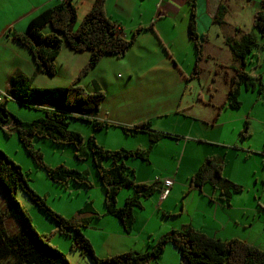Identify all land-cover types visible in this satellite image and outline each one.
<instances>
[{
    "label": "crops",
    "instance_id": "crops-1",
    "mask_svg": "<svg viewBox=\"0 0 264 264\" xmlns=\"http://www.w3.org/2000/svg\"><path fill=\"white\" fill-rule=\"evenodd\" d=\"M93 1L74 0L72 2L76 9L77 21L89 10ZM56 3L57 0H0V90L11 93L9 81L15 73L21 74L26 79L28 89L22 97L30 104L28 107L37 109L36 112L23 111L9 106V101L4 102L7 110L24 121L42 116L45 109H61L62 89L78 74L90 56L89 50L74 51L64 42L55 58V74L47 75L36 70L29 50L12 37L13 32L25 30L28 20L33 15ZM221 3L226 6L227 10L224 22L218 24L214 21V16L217 6ZM187 5L189 6L188 0H105L107 15L117 23L126 38L138 26L150 27L138 33L135 42L122 57L112 54L103 55L96 65L81 76L78 81L88 92L97 89L103 91L104 98L94 117L96 120L107 122L108 126L101 130H93L90 125L76 124L74 127L70 125V128L80 132L85 137L93 135L97 143L107 149L123 148L127 150H132V139H136L139 135H144L146 138L145 133L151 132L157 136L158 140L155 143L147 141L148 145L144 149L147 151V159L143 161L151 165V170H154L161 161L171 162L167 171L170 174L167 173L169 175L158 181L161 182V188L162 179L170 177L172 178V185L168 188L169 192L165 194L160 204L156 202L157 198L140 200L139 208L134 210L135 223L132 231L125 234L118 219L105 213L104 191L99 179L96 178L97 174L95 175L96 171L92 160H76L73 155L74 149L71 146L69 153L74 160L71 158L69 166L80 171H86L92 186L86 188L69 182L66 187H63L49 180L51 185L64 188L60 192L62 194L59 195L62 201L59 202V209H53L66 218L75 216L78 219L89 220L88 225L81 228V231L90 241L94 252H97L99 256H111L110 254L114 255L124 251L145 252L153 248L157 241L171 230L182 229L186 226L197 228L207 235L219 239L237 238L264 251V233L255 230L256 224L261 221L264 222V204L260 202V199L255 198L256 204H253L238 198V193H234L230 196V204L227 206L220 199L219 193L216 192L215 194V190L208 193L212 196L209 202L210 206L199 204L200 207L198 208L202 211L199 213L193 211V215L184 204L178 210L172 209L168 202L174 188L180 185L177 183L179 170L175 168L172 152L176 155L181 148L186 149L189 145H194L199 152L202 151L205 155L214 154L215 149L221 150L225 153L222 177L227 179V177H233L232 170L226 167L229 164L227 153H236L240 150L245 154L247 146L252 148L249 142L250 127L249 136L242 137L239 134L244 127L245 119L248 120V126L251 125L252 118L249 113L247 118L238 110L225 107L217 120L211 123L216 112V105L225 99L227 91V85L222 77L223 72L219 71L216 75L221 76L225 84L224 93L222 95L219 93L216 96L213 91L208 89L209 85H206L207 87L204 88L207 92L206 99L201 94L202 98L197 99L203 100V102L209 99L211 102V104H204L208 110L203 114H196L195 110L192 111L194 104L191 101L189 103L186 101V105L180 109L185 91L178 95L180 97L178 106L175 103L177 97L174 96L158 101L153 98L154 93L149 84L156 78L160 79L163 76V82L169 83L171 89L178 85V90L183 82L186 87L187 82L193 80L186 77L191 72L195 60V50L193 60L185 70L180 64V52L171 47L177 40H180L184 49L189 46L188 41L191 43L188 36L190 12L186 7ZM228 12V0H196V28L198 32L206 34L205 44L210 43L213 36L214 45L225 46V48L213 47L210 51H206L207 58L211 57L216 60V67L220 64H223L225 68L237 64L233 56H231V63H225L220 59L223 54H226V49H229L225 38L232 35L238 38L240 33L235 34L237 27L241 32L250 31L249 29H242L239 23L231 21ZM49 30V25L43 29L46 33ZM216 49L222 54H218ZM263 50L264 47L257 49L248 57V63L253 62V66L248 69L246 67V69L253 76L261 75L263 93L258 92L264 98V53H260ZM257 68L259 71L255 74L254 71ZM260 68L263 70L262 74H260ZM213 71L215 73V69ZM189 88L191 89V86ZM199 89L202 90L201 87ZM241 100L244 102V97H241ZM155 103H160V105L152 106ZM170 114H172V118H170ZM167 119L175 122L173 121V125H167L165 123ZM146 121L150 126L147 127L148 129L134 130L133 126ZM10 125H6L7 130L15 133ZM162 126L165 127L162 128ZM229 136H236L243 142L227 141ZM181 138L185 142L179 146ZM260 140L259 148H262L264 142L261 137ZM165 141H168L166 148V144L159 147ZM157 148H164L165 155L170 156L162 157ZM35 173L40 172L36 169ZM43 173L45 174V172ZM153 177V174L134 175L133 180L148 183ZM154 180L157 178L154 177ZM239 182V180L236 181V183ZM33 189L36 190L35 187ZM121 189L117 194L118 206H122L125 199L132 194L131 187L127 188V194ZM194 189L199 190V188ZM194 189L192 190L195 191ZM69 193L70 195L74 194L75 199L70 197ZM54 194L56 195V193ZM66 201L67 204L61 207ZM177 217L181 218L175 219ZM173 249L172 245H167L159 258L152 259L146 264H183L178 251ZM102 252H106L105 255Z\"/></svg>",
    "mask_w": 264,
    "mask_h": 264
},
{
    "label": "trees",
    "instance_id": "trees-1",
    "mask_svg": "<svg viewBox=\"0 0 264 264\" xmlns=\"http://www.w3.org/2000/svg\"><path fill=\"white\" fill-rule=\"evenodd\" d=\"M188 3L190 12L188 36L195 50V60L186 78L194 79L199 77L200 64L206 57L204 54L206 34L198 32L196 28V0H188ZM226 10V6L222 3L217 6L214 16L216 23L224 22ZM47 25L50 30L46 33L43 29ZM147 27L134 28L131 35L126 38L117 23L107 15L105 0H94L89 10L78 21L76 9L69 1L57 2L40 10L28 20L24 31L12 33V37L31 53L37 71L47 75L55 74V58L64 42L74 51L89 50L90 56L78 74L62 89L61 109H45L42 116L31 121H24L10 113L3 102L0 104V131L10 135L11 131L5 130L4 126L11 124L10 127L14 129L22 147L53 183L64 187L69 182L86 188L92 186L86 171L63 164L51 166L45 163L41 151L32 143L33 138L47 139L57 145H71L76 160H92L104 191L105 213L118 219L125 234L132 231L135 222L134 208L140 206V198L148 197L160 189V185L155 184L156 181L135 182L130 177L132 169L124 161L128 158L146 160L147 151L138 148L135 150L107 149L98 144L93 135L85 137L80 132L71 129L69 120L71 118L84 120L93 130H101L108 126L107 122L96 120L94 117L104 98L103 91L97 89L88 92L78 81L96 65L103 55L112 54L122 57L133 45L138 33ZM252 27L257 32H241L237 27L235 34L240 33L238 38L234 35L225 38L237 64L226 68L220 64L219 68L215 69L217 73L221 68H225L222 77L227 85V92L225 99L216 105V112L211 123L217 120L225 107L232 109L241 107L242 89L253 91L258 82V91L263 93L261 75L253 76L246 69V60L256 49L264 47V0H260V9L256 10L253 15ZM25 80L21 74L15 73L10 78L9 87L11 94L17 99L15 103L30 106L22 97L28 89ZM206 103L211 104L209 99ZM133 127L135 131H139L148 129L147 127L150 126L146 121ZM239 134L242 137L250 135L247 119ZM147 135L151 143L158 140L157 136L151 132H147ZM107 159L111 162L110 166L104 164ZM206 162L192 176L189 188L194 186L196 177L204 179V176L208 174L211 177L213 189L219 193L220 199L228 206L230 196L241 192L243 188L222 177L225 164L223 159L214 164L212 160H206ZM209 166H211L210 170H208ZM125 186L131 187L132 194L125 199L122 206H118L117 194ZM0 187L5 192L9 203L15 206L23 222V228L19 232L7 234L0 218V264H53L57 260L68 264L63 254L44 240L31 224L30 217L16 200L19 189L56 221L59 226L56 231L65 233L66 229L72 230L71 249H79L96 264H146L152 259L159 258L169 244L178 251L183 264H264V251L260 248L237 238L222 240L211 237L191 226L171 230L161 237L153 248L145 252L124 251L101 258L95 254L90 241L81 231V228L88 225L89 220L78 219L75 216L66 218L50 209L44 197L29 186L25 172L2 149H0ZM197 187L201 190L199 184ZM209 199H212V196Z\"/></svg>",
    "mask_w": 264,
    "mask_h": 264
},
{
    "label": "rangeland",
    "instance_id": "rangeland-1",
    "mask_svg": "<svg viewBox=\"0 0 264 264\" xmlns=\"http://www.w3.org/2000/svg\"><path fill=\"white\" fill-rule=\"evenodd\" d=\"M228 4H229V12H228L229 19L231 21L239 23V26L242 29H249L250 30L249 33L257 32L256 29L252 27V19L256 10L260 9V0H228ZM186 7H188L189 10V6L187 5ZM213 41H214V37L212 36V40H210L211 44L210 43L205 44L204 46L205 56L207 55L206 51L207 50L210 51L211 48L213 47L225 48V46L223 45H214ZM188 43L189 46H187V49H184V46L180 42V40H177L174 46H171L173 47V49H176L180 52V59H181L180 64L182 68L185 70H187V66H189V63L192 62L194 57V48L189 41ZM256 51L257 49L254 52ZM225 52L226 54H223L220 57V59H222L225 63H231L232 53L230 52L229 49H226ZM217 53L222 54V52L220 51H218ZM260 53L263 54L264 50ZM248 60L249 58L246 60L247 69L253 66V62L248 63ZM215 61H216L215 59L211 57L207 58L206 56L205 59L200 64L201 72L199 73V77L188 81L186 87L184 86L185 83L183 82L180 85L179 90H178V85L171 89L169 83L163 82L164 80L163 76L160 79L156 78L152 80L149 85L154 93L153 98L155 99V101H158L159 99H164L166 97L174 96L177 97V102L175 103L178 106L180 103V97L178 95H180L181 92L185 91V94L183 95L180 103V109H182L186 105V101L188 103L191 101L194 104L192 111L195 110L196 114L205 113L208 110L207 107H205V105L207 104L206 102L208 100H205L203 102V100H197V99L202 98L201 95L206 99L207 92L204 90V88L207 87L206 85H209L210 91L211 92L213 91L216 96L219 95V93L220 95L224 93L225 84L223 83L221 76L216 75V73H214L213 71L214 69L219 68V65L218 67L215 66ZM175 63L177 62L175 61ZM224 70L225 69L223 68L220 69V71L223 73ZM258 71L259 68H257L254 71L255 74ZM262 73L263 70L262 68H260V74ZM188 85L191 86V89L189 88ZM256 86H257L256 89L253 91L245 90V89L243 90V93L240 94V99L241 97H244V102H242V106L239 109H236L241 114H244L247 118L249 113L250 117L252 118L251 125L248 126V128L250 127V131H251V137L249 142L251 143L252 148H249L247 146L245 154L240 152V150H238L236 153L235 152L227 153V159L229 161V164L226 167L229 168V170H232L233 173L232 174L233 177L230 178L227 177V179L231 180V182L233 183H236V181L239 180L240 182L236 184L242 186L243 188V191L238 193L237 195L238 198L253 204L254 203L256 204V202H254L256 199H260V202L264 204V146L262 147L263 149L259 148V143L261 141L260 137L264 142V98L262 94L258 92V82ZM200 87L202 88L201 91L199 89ZM9 102H10L9 106L18 108L23 111L30 110L32 112L33 111L36 112L37 110V109H33V107L30 108L26 105L25 106L20 105L19 103H15L12 101ZM159 105L160 103L152 104V106H159ZM170 118H172V114H170ZM69 121H71L69 123V127L70 125L71 127H74L76 126V124L82 126L89 125L88 123L84 122V120L82 121L80 119L71 118ZM173 121L167 119L165 123L167 125H173ZM163 127L165 126H162V128ZM145 134H146V138L144 137V135H139L138 137H136V139H132V146H131L132 150L138 148L141 149L142 151H145L144 149H146L148 145L147 141L149 142V137H147V133ZM215 137L219 139L217 136ZM227 141L237 142V143L243 142L242 139L240 138L238 139V137L236 136L234 137L229 136ZM184 142L185 141H183L182 139L181 144L179 146L184 144ZM32 143L35 147H37L41 151L42 158L45 163L51 166L60 165V164L69 166V164L71 163L72 156L69 153L71 151V145H57L43 138H33ZM163 144H166L165 145L166 148V146L168 145V141H165V143H161L159 147H163ZM0 149H2L4 153L11 160H13L16 164H18L23 172H25V177L28 181L29 186L32 189L33 187H35L36 190L34 189L33 190L41 193L39 194L37 192L39 195L44 197L46 205L50 207V209H52L53 211H55L53 208L59 209L58 208L59 202H62L61 199L59 198V195L62 194L60 192L63 191L64 186L60 188L56 185H51L52 184L50 183L51 180L49 181V179L46 178L45 174L43 173L44 171L42 169L40 170L38 169V167L35 164V161L22 147L15 133L11 132L10 135H6L4 132L0 131ZM157 149L160 150L159 154L162 157L170 156V155H165L166 153L164 152V148H157ZM214 151H215L214 154L205 155V153H202V151L199 152V150L196 147H194V145H189L188 147H186V149L181 148L176 155H174V153L172 152V156H174L173 158L175 159V168L179 170L177 183L180 184L174 188L168 201L171 204L172 209L179 210L181 208V205L184 204L185 207L189 208L188 211L193 215L194 213L193 211H196V213L202 211L200 210V208H198L200 207L199 204H201L202 206L203 205L210 206L209 202L211 200L209 199L210 194L208 193L215 191L211 184V177L208 174L204 176V179L196 177L194 179V186L191 189L189 188V185L192 176L196 174V171L201 165L207 163L206 160H212L213 164L216 163L217 161H220V159L224 160L225 157L224 152H221V150L218 149H215ZM124 161L127 164V166L129 165L128 167L132 169V174H130V177L132 179L134 178V175L142 176V175L153 174L154 177L157 178V180H154L156 181L155 184L159 186L161 182L158 180H161L162 177L170 174V172L167 171H168V165L170 166L171 162L169 161L167 162L166 160L161 161L160 164L154 170L150 169L151 168L150 164H148L146 161H143L141 159L128 158L125 159ZM105 162H106L105 163L106 166H110L111 164L110 160L107 159ZM210 168L211 166H209L208 170H210ZM36 169L40 173L38 174L35 173ZM154 177L152 178L151 182H153ZM96 178L98 179L97 176ZM198 184L202 187V191L198 189L197 190L194 189V188H198L197 187ZM127 188H128L127 186L122 187L121 189L122 192L127 194L126 192ZM192 189H194L195 191H193ZM67 191L69 192L68 189ZM168 192L169 191L166 190V193ZM216 192L217 191H215V194ZM54 193H56V195ZM69 196L75 199L74 194L70 195L69 193ZM157 196L158 194L155 193L148 197H142L140 198V200H144L145 198L146 200L152 198L154 199L157 198ZM16 200L19 202V204L22 206L24 211L30 217L31 224L35 227V229L42 235L44 240H46L48 243H50V245L55 247L58 251H60L63 254V256L68 261V264H96L84 252L80 251L79 249H71L70 243L72 242L71 239V235H73L72 230L66 229L65 233L56 231V228L59 227L56 221L53 218L49 217L42 209H40L33 201H31L28 198V196L20 189L17 192ZM66 204L67 201L63 203L61 207H64ZM136 208L139 207L138 206L135 207L134 210ZM0 218H1L2 227L4 228L7 234H15L23 228V222L21 216L17 212L15 206L9 203L7 196L1 187H0ZM179 218L181 217H177L175 219H179ZM255 230L264 233V222L261 221L260 223L256 224ZM173 248H174L173 250H175V247ZM102 253L103 255H105L104 253L106 252H102ZM95 254L99 256L97 252H95ZM106 256L108 255H105L103 257ZM53 264H64V263L60 260H57Z\"/></svg>",
    "mask_w": 264,
    "mask_h": 264
},
{
    "label": "built area",
    "instance_id": "built-area-1",
    "mask_svg": "<svg viewBox=\"0 0 264 264\" xmlns=\"http://www.w3.org/2000/svg\"><path fill=\"white\" fill-rule=\"evenodd\" d=\"M59 2H68V1H73V0H58ZM7 100H10V101H16L17 99H15L9 92L5 91V90H0V104L3 102V101H7ZM43 106V105H41ZM4 129L6 130L7 127L4 126ZM163 188H169L172 184V179L171 178H164L163 181ZM161 190L159 191L157 194V202L160 203L163 196L165 195V190Z\"/></svg>",
    "mask_w": 264,
    "mask_h": 264
},
{
    "label": "clouds",
    "instance_id": "clouds-1",
    "mask_svg": "<svg viewBox=\"0 0 264 264\" xmlns=\"http://www.w3.org/2000/svg\"><path fill=\"white\" fill-rule=\"evenodd\" d=\"M74 1V0H73ZM73 1H69V2H73ZM57 2H59L58 0H57ZM118 28H119V26H118ZM120 29V28H119ZM11 94V93H10ZM12 96H13V94H11ZM14 97V96H13ZM15 98V97H14ZM16 99V98H15ZM7 101H10V100H7ZM5 101H3V103H4ZM13 102H15V101H13ZM7 127V126H6ZM7 130V129H6ZM165 178H170V177H165ZM164 179V178H163ZM163 179H162V181H163ZM172 179V178H171ZM172 185V184H171ZM171 187V186H170ZM169 187V188H170ZM164 188H163V183H162V187L156 192V193H158L159 191H161V190H163ZM165 190V193H166V190H168V188H165L164 189ZM165 196V195H164ZM164 196H163V198H164ZM162 198V199H163ZM162 201V200H161ZM158 203V202H157ZM161 203V202H160ZM160 203H158V204H160Z\"/></svg>",
    "mask_w": 264,
    "mask_h": 264
},
{
    "label": "bare ground",
    "instance_id": "bare-ground-1",
    "mask_svg": "<svg viewBox=\"0 0 264 264\" xmlns=\"http://www.w3.org/2000/svg\"><path fill=\"white\" fill-rule=\"evenodd\" d=\"M118 26V25H117ZM116 28V27H115Z\"/></svg>",
    "mask_w": 264,
    "mask_h": 264
}]
</instances>
